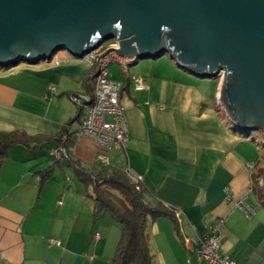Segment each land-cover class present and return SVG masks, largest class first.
I'll list each match as a JSON object with an SVG mask.
<instances>
[{"label":"crops","instance_id":"obj_1","mask_svg":"<svg viewBox=\"0 0 264 264\" xmlns=\"http://www.w3.org/2000/svg\"><path fill=\"white\" fill-rule=\"evenodd\" d=\"M123 76L118 82L123 84L121 102L126 109L129 141L125 148L109 154V168H124L141 177L151 197L174 208L179 221V232L169 218L150 223L155 264H206L192 249L199 236L220 218L226 219L222 251L237 264H264V206L254 194L253 170L249 168L262 156L245 134L232 128L217 100V79L198 78L174 62L159 60L139 61L129 66L127 73L123 70ZM91 77L93 67L67 52L58 53L50 62L0 68V133L20 132L49 143L47 149L38 151L17 146L12 150L22 147L32 154H9L4 163L0 175V264H110L116 254L121 229L107 214L93 222L94 205L87 188L83 194L78 187L72 191L68 186L67 192L61 194L60 188L55 195L57 204L54 200L50 213L68 216L72 224L66 231L59 230L57 224L44 227L42 211L49 203L43 185L33 207L38 173L32 175L29 162L42 161L46 155L53 160L50 154L36 153L56 148L61 129L78 113V108L57 96L71 94L76 84L87 94L85 80ZM133 77L142 79L147 88L136 91ZM67 149L68 161L89 170L102 168L91 141L75 135ZM57 164L72 169L75 175L66 160L53 161L49 167L52 173ZM228 194L231 200H227ZM41 195L44 198L40 200ZM238 200H245L255 214L247 216L235 208ZM96 233L99 240L94 238ZM52 240L62 245L58 247Z\"/></svg>","mask_w":264,"mask_h":264},{"label":"water","instance_id":"obj_2","mask_svg":"<svg viewBox=\"0 0 264 264\" xmlns=\"http://www.w3.org/2000/svg\"><path fill=\"white\" fill-rule=\"evenodd\" d=\"M110 40L130 66L167 55L195 77L226 76L232 128L264 136V0H0V68L83 59Z\"/></svg>","mask_w":264,"mask_h":264},{"label":"trees","instance_id":"obj_3","mask_svg":"<svg viewBox=\"0 0 264 264\" xmlns=\"http://www.w3.org/2000/svg\"><path fill=\"white\" fill-rule=\"evenodd\" d=\"M93 80V77L85 80L87 94L92 92ZM82 114V109L78 108L76 116L63 126L56 138L57 146L65 135L68 136L67 147L72 144L75 137L72 129L80 122ZM48 144L46 140L41 142L40 138L28 137L20 132L0 133V175L13 148L22 146L38 151L47 149ZM68 160L66 162L74 169L78 181L86 186L87 197L93 202V222L96 224L102 216L109 214L121 229L116 254L110 264H155L149 239V225L152 221L165 217L174 222L179 232L176 210L154 200L142 183L136 182L124 168L89 170L77 162ZM51 172L52 169L48 168L40 173L43 178H48ZM252 178L254 194L264 206V184H261L264 178V154L261 161L255 165ZM41 183L40 191L44 180Z\"/></svg>","mask_w":264,"mask_h":264},{"label":"built area","instance_id":"obj_4","mask_svg":"<svg viewBox=\"0 0 264 264\" xmlns=\"http://www.w3.org/2000/svg\"><path fill=\"white\" fill-rule=\"evenodd\" d=\"M119 49V43L114 41L111 48L100 47L85 55L83 60L95 69L92 92L70 95L75 106L83 111L80 122L72 130L77 137L87 139L96 146L102 168H109L111 165L109 154L115 149L125 148L129 141V128L125 121L126 109L121 102L123 84L111 79L108 71L112 64L119 63L124 72H128L129 63L118 54ZM132 81L136 91H144L147 88L140 78L133 77ZM67 140L68 136H63L61 143L49 150L54 161H64L69 158ZM254 167L255 164H249L252 170ZM126 171L136 182L141 183V177H134L130 171ZM227 200H231L230 194L227 195ZM62 204L63 199H60L58 205ZM234 207L241 209L247 216L255 214V210L245 200L234 202ZM225 228L226 219L220 218L199 236L197 246L192 250L200 262L237 264L233 257L222 251V233ZM94 238L99 240L100 235L96 233ZM51 243L58 247L62 245L58 240H52Z\"/></svg>","mask_w":264,"mask_h":264},{"label":"rangeland","instance_id":"obj_5","mask_svg":"<svg viewBox=\"0 0 264 264\" xmlns=\"http://www.w3.org/2000/svg\"><path fill=\"white\" fill-rule=\"evenodd\" d=\"M112 44H114V40H110V41L104 43L101 47H102V49L103 48H105V49L111 48ZM59 53H63V51H61ZM157 60L162 61V62H166V63H170V64H172V62H173L170 60V58L167 55L162 56L161 58H159ZM150 61H155V60H153V59L141 60V63L150 62ZM19 65H23V63H21ZM120 65L118 63H114L108 68V71L111 74V77L116 81H123L124 80L123 70H122L123 68L121 69L122 65L121 66ZM129 66L130 65L128 64L127 65L128 69H129ZM94 73H95V69L93 67V76H94ZM225 79H226V76L217 79V82H218L217 86L219 88L218 94H217L218 102H219V99L221 96V91L224 87ZM76 85L78 86V87H75L77 89H73V90H71V92L70 91L69 92L71 94H83L84 89H82V87L79 84H76ZM71 94H63V95L59 94L57 97L59 98V100H60V98H61V100H64L66 102V104L71 105L73 108L74 107L77 108L70 98ZM59 96H61V97H59ZM255 135H256L255 138H253L252 136H250L248 138H249V141L252 142L253 146H255V148L257 149L259 157H261L262 153L264 154V136L260 131H256ZM253 139L256 140L255 143H254ZM10 154H32V153H30L29 151H27L26 149H24L22 147H19V149L11 150ZM36 154H49V153L41 151V152L36 153ZM46 156H47V157H45L46 160L43 159L42 161H31V162H29L30 164H32V166H31L32 170L30 169L32 171V175L35 173H38L36 178L34 177V181L37 182V190L35 192L36 194L32 196V199L34 201L33 207L36 206L38 203L37 201H38V195H39V188L41 187L42 180H44L43 192L46 189V192H47L46 198L48 200L49 205L47 207H44V209L42 211L41 221H42L44 227L47 226L46 224H50L51 226L57 224V227L59 230L66 231L69 229L70 225L72 224V222L69 220L68 216H59L56 213H52V215H51V213H50L54 200H55L54 204L55 205L57 204L56 203L57 197L55 198V195L57 194L58 189H60V188H63V191L61 192V194L64 193L65 191L67 192L68 186H71L70 189L72 191L73 190L75 191V189H76L75 186H76V187H78V189L83 190V194H84L86 192V186L82 182H79L75 179V175H74L72 169H70L68 167L58 166V164L56 165V170L54 171V173L51 172V174L53 175L52 177H50L51 176L50 175L48 178H43V174L40 172L46 171L54 161L51 158H49L48 155H46ZM68 159H66V160H68ZM261 182L264 184V178H262ZM18 191H22V189H18ZM43 194L44 193H42V195ZM42 195H41L40 200L42 198H44V196H45V194L43 197H42ZM106 218H109V220H111L117 226L118 223H116L114 219L112 220V217L109 214L106 215ZM93 243H94V241H93Z\"/></svg>","mask_w":264,"mask_h":264}]
</instances>
